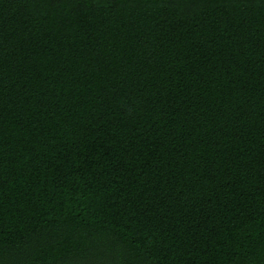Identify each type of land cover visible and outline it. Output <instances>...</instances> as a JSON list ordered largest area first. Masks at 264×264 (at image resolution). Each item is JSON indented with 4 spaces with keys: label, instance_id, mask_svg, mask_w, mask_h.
Returning <instances> with one entry per match:
<instances>
[{
    "label": "trees",
    "instance_id": "16d2710c",
    "mask_svg": "<svg viewBox=\"0 0 264 264\" xmlns=\"http://www.w3.org/2000/svg\"><path fill=\"white\" fill-rule=\"evenodd\" d=\"M0 264H264V0H0Z\"/></svg>",
    "mask_w": 264,
    "mask_h": 264
}]
</instances>
